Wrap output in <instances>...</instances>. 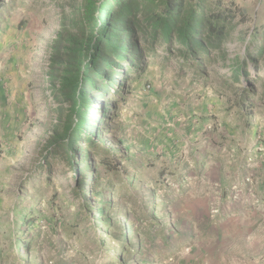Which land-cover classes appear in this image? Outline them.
Masks as SVG:
<instances>
[{"label": "rangeland", "instance_id": "rangeland-1", "mask_svg": "<svg viewBox=\"0 0 264 264\" xmlns=\"http://www.w3.org/2000/svg\"><path fill=\"white\" fill-rule=\"evenodd\" d=\"M263 3L244 10L247 23L234 29L226 56L202 73L181 68L177 55L164 62L158 53L130 85L104 127L118 168L97 164L88 186L91 209L71 190L65 161L44 157L59 125L47 69L62 5L17 0L0 9V264H225L220 246L229 223H264V89L257 84L247 112L235 104L239 95L220 92V79L244 51L238 30L264 24ZM197 116L224 120L225 129L213 126L212 133L228 140L225 152L209 154L223 165L207 167L206 182L204 154L216 141L212 133L198 139ZM143 146L154 154L133 153ZM172 148L180 150L177 157ZM194 162L197 168L189 166ZM190 169L196 175L189 179ZM184 187L194 196L177 198ZM194 202L201 209L190 207ZM31 211L34 221L25 226Z\"/></svg>", "mask_w": 264, "mask_h": 264}, {"label": "trees", "instance_id": "trees-1", "mask_svg": "<svg viewBox=\"0 0 264 264\" xmlns=\"http://www.w3.org/2000/svg\"><path fill=\"white\" fill-rule=\"evenodd\" d=\"M16 1L0 0V9ZM50 2L62 5L61 25L51 43L47 69L59 105V125L44 157L52 153L53 158L57 155L65 161L73 171L71 190L91 209L88 186L97 164L118 168L111 163L116 153L106 143L104 127L118 102L130 94V85L158 53L164 62L177 55L181 68L202 73L217 58L226 56L225 45L237 25L247 23L248 16L233 0ZM237 38L244 51L233 57L226 77L220 79V92L232 90L239 95L235 104L247 112L253 107L249 98L255 95L257 84L264 89V24L239 29ZM33 214L27 213L25 226L33 223ZM124 238L126 242L128 237ZM21 240L22 247L29 249L28 239Z\"/></svg>", "mask_w": 264, "mask_h": 264}, {"label": "crops", "instance_id": "crops-1", "mask_svg": "<svg viewBox=\"0 0 264 264\" xmlns=\"http://www.w3.org/2000/svg\"><path fill=\"white\" fill-rule=\"evenodd\" d=\"M223 1H230V0H223ZM233 1H235L243 11L248 10V7L250 6L255 5L256 1L260 2V0H233ZM254 1H255V4H254ZM256 6L259 7L260 3L256 4ZM163 89L168 90V85L165 84L163 86ZM178 94L180 93L178 92L174 94L173 97H177ZM196 118L198 120L196 122V127L198 129L197 136H198V139L204 138L203 142H205L207 139H210L209 135L210 133H212L213 126L214 128H217L220 130L224 128L223 126L224 120H220L218 123H214V120H211L215 118L213 116L210 117V119L207 121L201 120L198 116ZM204 128H209L210 131L205 132ZM212 135L214 136V141L216 142L212 146L209 145L210 150L205 149L206 153L204 155L207 154L208 159L212 157L209 154L213 153V156L216 155V153H214L216 152V150L219 151L220 153L225 152L226 146L228 145L227 143L228 140L224 141L225 139L223 138L222 134L216 133V135H214L212 133ZM149 148L144 147V146L137 147V149H133L134 150L133 153H135L136 151V155H142L143 157L145 156L150 157V155L154 154V152L152 150L153 148H150V149ZM169 151H170L169 154L173 153L172 155H175V157H177V155L180 152V150L177 148H174V150L173 148L169 149ZM215 159L216 160H213V159L206 160L207 162L204 163L205 170H203L204 173L201 174V179L205 182H206V179H205L206 168L209 166H215L214 164L212 165V163H215L216 166L219 167L220 171H222L221 165H223V163H222V160H220L221 158H215ZM179 162L180 161L176 160L175 165L179 166ZM189 166L197 168L195 162L191 163ZM189 172H190V175L188 176L189 179L192 178L191 174L193 176L196 175L195 169H190ZM178 175H179L178 173H174V176H177L176 178H178ZM221 177L222 179L220 180L221 182L220 186L222 184L226 186V182H228V179L225 178V176H221ZM194 191L196 190L192 187H189V188L184 187L182 189L179 188L178 191L175 192V196L177 198L179 197L186 198V196L192 197L194 196ZM192 206L194 209L195 208L201 209L202 204L200 202H196V203L194 202L190 207ZM190 207L187 206V210ZM224 225H228V224H224ZM226 236H227L226 239L223 241L224 247L220 246L222 249V252L227 255L225 264H264V223L263 222L248 223L246 221H242V222L229 223L227 230H226Z\"/></svg>", "mask_w": 264, "mask_h": 264}, {"label": "built area", "instance_id": "built-area-1", "mask_svg": "<svg viewBox=\"0 0 264 264\" xmlns=\"http://www.w3.org/2000/svg\"><path fill=\"white\" fill-rule=\"evenodd\" d=\"M148 87H150V85H148Z\"/></svg>", "mask_w": 264, "mask_h": 264}]
</instances>
